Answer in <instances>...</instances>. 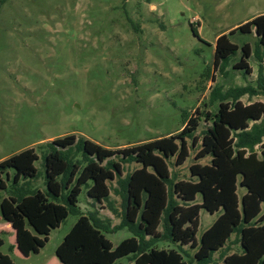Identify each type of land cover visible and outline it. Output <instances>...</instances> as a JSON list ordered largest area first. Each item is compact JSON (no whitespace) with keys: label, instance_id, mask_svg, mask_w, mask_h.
<instances>
[{"label":"rangeland","instance_id":"374dc122","mask_svg":"<svg viewBox=\"0 0 264 264\" xmlns=\"http://www.w3.org/2000/svg\"><path fill=\"white\" fill-rule=\"evenodd\" d=\"M263 13L264 0H0V161L28 148L37 154V176L14 183V171L8 170L0 201L45 192L44 153L55 138L73 134L103 147L123 148L182 130L186 114L199 121V135L217 111L221 94L256 88L260 68L264 77V46L254 29L229 34ZM221 33L238 50L214 69ZM245 44L250 73L233 68ZM231 98L224 102L232 103ZM239 100L264 104V93ZM193 157L190 150L176 168L180 175L188 176ZM123 167L127 173L137 164ZM111 198L117 199L114 194ZM87 200L83 186L79 205ZM200 202L198 194L195 203ZM98 211L118 224L106 205ZM215 218L200 210L198 242ZM75 221L69 215L37 254L25 257L15 246L10 225L1 220L0 252L14 264H129L124 257L135 245L122 256L118 253L129 244L115 249L120 240L130 241L126 231L105 238L82 222L84 230L71 234ZM80 221L87 222L86 217L76 223ZM68 251L73 257L65 261ZM130 264L186 263L174 250L162 249Z\"/></svg>","mask_w":264,"mask_h":264},{"label":"trees","instance_id":"16d2710c","mask_svg":"<svg viewBox=\"0 0 264 264\" xmlns=\"http://www.w3.org/2000/svg\"><path fill=\"white\" fill-rule=\"evenodd\" d=\"M251 29L264 46V13L229 34ZM237 50L226 34L218 35L213 68ZM242 53L233 68L250 73L248 45L242 46ZM262 70L256 88L243 86L221 94L217 111L199 135L195 133L199 121L192 122V115L186 114L182 130L128 147L107 148L73 134L47 142L45 192L37 190L0 201V220L15 231L17 250L25 257L37 254L51 231L72 215L76 222L86 217L89 229L105 238L126 231L130 241L120 240L115 249L129 244L126 251L118 253L122 256L135 245L124 257L129 264L162 249L174 250L186 264H264V104L244 105L239 100L264 93ZM231 97L232 103L224 102ZM190 150L194 157L188 176L180 175L176 168ZM36 160L34 148H28L0 161V189L5 188L4 177L9 178L10 169L14 183L35 178ZM130 163L137 167L125 173L123 166ZM83 186L88 198L85 206L78 201ZM239 187L244 191L239 193ZM112 194L117 199H112ZM198 194L201 202L195 203ZM104 205L118 224L99 215L98 209ZM201 209L216 218L198 242ZM2 245L0 238V248ZM67 254L70 260L73 253ZM99 259L106 262L108 256ZM0 264L14 262L0 252Z\"/></svg>","mask_w":264,"mask_h":264},{"label":"crops","instance_id":"0c3cea01","mask_svg":"<svg viewBox=\"0 0 264 264\" xmlns=\"http://www.w3.org/2000/svg\"><path fill=\"white\" fill-rule=\"evenodd\" d=\"M1 221V220H0ZM82 222L84 223V226L86 225V223L87 222H85V221H80V222H78V223H76V221L74 222L75 223V225H74V227H73V229L69 232V233H73L76 229H78V228H81L82 230H84L81 226H80V224H82ZM8 224V223H7ZM9 225V224H8ZM87 226V225H86ZM11 227V226H10ZM12 229V228H11ZM13 230V229H12ZM13 232L15 233V231L13 230ZM68 236H72V235H68ZM69 238H71V237H69ZM63 244V243H62ZM15 246H16V244H15ZM73 255V254H72ZM74 259V258H73ZM76 259V258H75ZM68 260V254H66V256H65V261H67Z\"/></svg>","mask_w":264,"mask_h":264}]
</instances>
